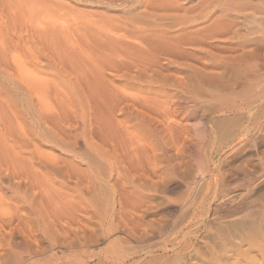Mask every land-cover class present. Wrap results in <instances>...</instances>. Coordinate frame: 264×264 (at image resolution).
<instances>
[{"label": "rangeland", "instance_id": "rangeland-1", "mask_svg": "<svg viewBox=\"0 0 264 264\" xmlns=\"http://www.w3.org/2000/svg\"><path fill=\"white\" fill-rule=\"evenodd\" d=\"M140 1L0 0V146L15 147L34 171L31 180L0 173V264H217L234 247L256 252L246 215L264 208L263 43L235 68H194L190 55L107 70L110 103L89 98L76 70L43 47V20L65 27L82 11L136 17ZM248 1L263 21L264 0ZM239 15L245 31H264V21ZM148 16L131 21L156 26L158 11ZM60 103L70 119L46 123ZM98 118L124 129L103 131ZM57 126L67 129L64 146L52 141ZM140 198L147 211L136 223L127 212Z\"/></svg>", "mask_w": 264, "mask_h": 264}, {"label": "bare ground", "instance_id": "bare-ground-1", "mask_svg": "<svg viewBox=\"0 0 264 264\" xmlns=\"http://www.w3.org/2000/svg\"><path fill=\"white\" fill-rule=\"evenodd\" d=\"M238 1L240 2L238 3ZM140 3L142 5L141 12L131 14L137 15L136 17L114 15L109 12L82 11L73 15L72 21L68 22L65 27L64 24L45 25V20L40 25L38 30L39 34H41L43 47L53 53L64 66L72 68L74 72L76 70L79 81L81 84H84L89 98L94 99L95 97H99L105 99L107 103H110L111 94L110 89L107 87L108 80L105 77L107 70H132L137 67L151 69L153 66H161V56H165L164 58L168 61H173L174 58H186L190 55H194L196 58V62L190 65L194 68H198V66H203L206 69L227 68L228 66V68H235L236 66L234 64L237 65V61L240 60L239 57L249 56L256 51L255 46H260L261 43L264 44L263 39L260 38L261 36L254 35L258 32L257 29H259L256 25H247L248 28L246 31L242 25L243 31L240 27V23L243 24L245 21L241 18L242 15L240 16L239 14H243L245 19H248V17L249 19H253L252 23L257 19L255 18V10L259 7H252L254 5H250L251 3L248 0H196V2L194 0H142ZM255 3L258 5L256 0ZM137 5L141 8L139 3ZM263 10L264 8L262 9L264 13ZM157 11L158 19L156 26L143 27L131 21L133 19H145L148 16L146 14L147 12H154L151 16H148V20L153 22V17ZM256 13L259 14V12ZM261 21H259L260 24ZM257 22L256 24L258 26L259 22ZM61 29L66 30L58 33H47L50 30L58 31ZM261 29H259V32L263 31ZM207 55H210L211 59L200 61ZM243 63L241 64L243 65ZM231 64H233V67H230ZM246 64L247 62L244 65ZM240 65L239 67L242 66ZM257 65L258 63L248 62L247 67ZM108 107L110 106L108 105ZM68 119H70V114L65 103H60L58 112L43 117L46 123L54 122L55 120V122L61 124ZM113 119L105 120L98 118L101 129L111 133L108 127L111 123L113 124L114 130L122 127L120 125L121 122L119 123L117 120V125H114L115 121ZM171 121L169 122L171 123ZM43 124L42 122L39 127L41 128ZM115 126L118 127L116 128ZM58 128L61 131H57L54 134L52 141L64 146L67 144L66 137L68 135L62 131H67V129L64 126ZM109 136H113V134L104 136V138ZM11 137L15 138L14 134ZM71 137L74 136L70 135ZM117 142L120 145L123 144L121 140H117ZM132 143L128 142L130 145ZM133 144L135 146L130 147V145L127 146L125 143L122 148L129 149L130 147L132 149L135 147L133 149L137 152L139 146L135 143ZM141 145H144L143 142ZM141 145L140 147L142 148ZM67 149L72 151L70 148ZM0 150V173L8 176L9 180H19L22 177H27L28 180L33 178V165L27 164V158L21 156L15 147L4 152L0 146ZM125 156H128L132 160L133 155H131L129 150H126ZM15 183L17 185L20 184L18 181ZM143 199L140 198L133 201V203L131 202L132 210L127 212L130 216V221L136 223H142L144 221V216L147 211L145 204H147L148 200ZM254 208L251 209L254 210ZM71 209L74 212L76 207L69 206L64 211ZM252 210L249 212L250 209H248L246 216H250L251 219L247 221V224L252 230L257 229V231H253L250 237L258 254L251 251V249L241 250L239 247H234L233 249L231 248L220 253L217 264H230L233 262L234 264H264V234L259 233V231L263 232L261 228H257L260 222H264V208L258 211L255 210V212ZM18 212L19 209L15 211L16 214ZM16 214L14 216L17 218L19 213ZM23 216L25 215L22 214L19 220L23 219ZM3 220L2 222L5 221ZM254 246L253 248L255 249Z\"/></svg>", "mask_w": 264, "mask_h": 264}]
</instances>
